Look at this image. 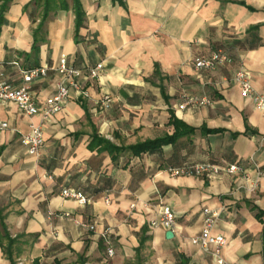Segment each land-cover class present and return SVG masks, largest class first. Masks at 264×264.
I'll list each match as a JSON object with an SVG mask.
<instances>
[{"label": "crops", "instance_id": "1", "mask_svg": "<svg viewBox=\"0 0 264 264\" xmlns=\"http://www.w3.org/2000/svg\"><path fill=\"white\" fill-rule=\"evenodd\" d=\"M217 50L233 63L195 71L196 59ZM61 55L77 67L102 62L104 70L80 77L85 96L71 91L48 122L0 104L8 125L0 134V264H134L147 256L153 264H213L190 243L203 228V209L219 212L213 233L225 238L226 263L264 264V114L233 81L243 66L264 95V0H0L4 81L20 86L16 59L28 69L54 66ZM56 82L50 73L32 85L39 106ZM183 94L207 96L213 107L180 111ZM174 119L194 132L154 154L128 150L171 137ZM31 125L43 132L39 158L22 143ZM197 164H237L243 173L168 172ZM62 189L89 203L79 207ZM163 205L175 214L172 239L153 224ZM105 231L112 257L99 238ZM142 235L149 240L138 253Z\"/></svg>", "mask_w": 264, "mask_h": 264}, {"label": "built area", "instance_id": "2", "mask_svg": "<svg viewBox=\"0 0 264 264\" xmlns=\"http://www.w3.org/2000/svg\"><path fill=\"white\" fill-rule=\"evenodd\" d=\"M232 57L224 50L211 52L207 57L198 58L193 63L195 71L212 72L217 68L231 65ZM12 65L17 69L20 86L14 87L2 79L0 69V104L12 102L16 105L19 113L31 119L41 115L42 122L50 121L58 114L65 106L71 91L77 92L78 96H85L78 83V79L86 76L89 79H97L104 70L102 62L97 63L93 67L77 68L75 64L68 59L67 56L61 55L54 66L47 64L35 67L24 68L21 60L16 59ZM50 73L57 77L54 92L47 97L42 106H39L37 97L31 92L32 85L39 80L45 79ZM233 81L239 87L243 97L248 99L255 110L264 114V95L257 93L251 82V76L243 66H238L233 74ZM213 102L207 96H190L183 94L181 103L178 106L180 111L187 108H212ZM8 128L4 122H0V134ZM22 143L26 147L29 156L39 158L44 145L43 132L41 126L31 125L29 132L22 137ZM173 177L177 176H192V177H217L220 175H236L242 174L243 169L237 164H197L184 165L179 168L168 170ZM60 196L64 199L74 201L79 207H85L89 200L79 191L74 189H62ZM203 228L199 234L190 239V243L199 248L204 254L210 256L213 264H232L226 263L221 256V249L225 245V238L221 235L213 233V229L220 218L218 211L203 209ZM66 217L69 215H65ZM154 225H159L166 231L173 232L176 229V218L173 210L163 205L157 213L156 222ZM89 230L94 231L95 227H89ZM99 238L107 244V256L114 255L110 245V237L108 232L99 234Z\"/></svg>", "mask_w": 264, "mask_h": 264}, {"label": "trees", "instance_id": "3", "mask_svg": "<svg viewBox=\"0 0 264 264\" xmlns=\"http://www.w3.org/2000/svg\"><path fill=\"white\" fill-rule=\"evenodd\" d=\"M75 20H76V29L78 30L80 27L83 25V13L80 11V9L77 7L75 9ZM40 29V26H39ZM76 66V65H75ZM77 67V66H76ZM80 68V67H77ZM89 68V66H88ZM171 125L174 128V134L169 137V138H164V139H158L154 141H148L145 143L137 144L135 146L129 147L128 150L133 154V155H139L141 153H149V154H154L157 153L161 150V147L163 144L167 142H175L178 138L185 137L191 135L194 130L190 127H187L184 123L174 119L171 121ZM99 143L105 145L106 149H108L111 153L115 152L117 150L113 146H111L107 141H99ZM121 151V150H120ZM149 240L148 236L142 235L140 237V247L139 250L137 251L138 253L140 252L142 246L146 241ZM103 242L100 241L99 248L103 249ZM81 264H85V261L80 260ZM13 264V263H11Z\"/></svg>", "mask_w": 264, "mask_h": 264}, {"label": "rangeland", "instance_id": "4", "mask_svg": "<svg viewBox=\"0 0 264 264\" xmlns=\"http://www.w3.org/2000/svg\"><path fill=\"white\" fill-rule=\"evenodd\" d=\"M141 255H142L141 257H143V256L145 257V255H147V253L143 252ZM141 259H139V261L135 262L134 264H153V261H152L153 257H151V256H147V257L141 258ZM65 264H81V263H78L77 261L75 262V261L72 260V261H69V262H67Z\"/></svg>", "mask_w": 264, "mask_h": 264}, {"label": "water", "instance_id": "5", "mask_svg": "<svg viewBox=\"0 0 264 264\" xmlns=\"http://www.w3.org/2000/svg\"><path fill=\"white\" fill-rule=\"evenodd\" d=\"M173 232H171V231H168L167 233H166V239H172L173 238Z\"/></svg>", "mask_w": 264, "mask_h": 264}]
</instances>
